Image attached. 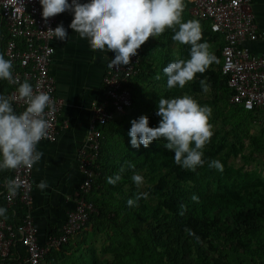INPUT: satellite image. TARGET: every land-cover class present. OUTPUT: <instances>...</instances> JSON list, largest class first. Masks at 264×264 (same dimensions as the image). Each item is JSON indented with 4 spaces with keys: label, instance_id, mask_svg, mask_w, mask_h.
<instances>
[{
    "label": "trees",
    "instance_id": "trees-1",
    "mask_svg": "<svg viewBox=\"0 0 264 264\" xmlns=\"http://www.w3.org/2000/svg\"><path fill=\"white\" fill-rule=\"evenodd\" d=\"M188 8L187 3L183 20L194 19ZM198 21L201 42L209 44L218 62L197 73L183 89L167 88L162 69L179 59L174 55L179 44L171 40L172 30L166 28L139 51V73L125 85L131 92V108L115 114L104 125H96L102 137L93 168L96 176L86 197L96 213L89 217L86 227L91 228L90 238L103 235L104 245L98 252L89 238L77 247L70 241L46 255L40 264H264V179L255 171L230 163L245 147L249 157L264 154V130L260 125L256 134L250 135L248 128L258 122V113L230 105L233 92L228 77L221 72L224 39L211 31L208 22ZM0 33L2 46L13 39L2 25ZM179 46L181 57L187 59L188 46ZM205 78L210 86L207 93L199 83ZM17 87L0 81V94L10 95ZM183 94L212 110L209 123L213 135L203 148L205 163L194 171L173 162V153L163 147V138L147 148L134 149L127 135L130 122L142 115L148 117L149 127L157 125L155 112L160 97ZM210 160L219 161L222 171L209 167ZM11 171H0V179ZM133 173L143 177L139 186L131 179ZM116 174L121 179L108 184L106 178ZM139 193H147V197L128 206L127 200ZM0 207L5 208L2 197ZM5 209V214L13 212ZM14 209L19 216L25 210L21 205ZM24 255V248L18 245L3 264H12Z\"/></svg>",
    "mask_w": 264,
    "mask_h": 264
},
{
    "label": "clouds",
    "instance_id": "clouds-1",
    "mask_svg": "<svg viewBox=\"0 0 264 264\" xmlns=\"http://www.w3.org/2000/svg\"><path fill=\"white\" fill-rule=\"evenodd\" d=\"M38 3L45 21L70 12L72 19L68 28L79 38L86 39L93 51L113 53V58L107 60L111 69L119 70L128 65L130 57L137 55V49L149 37L155 40L166 28L171 29V40L188 46V58L176 59L163 67L169 89H183L197 73H204L211 64L218 62L209 44L201 42L200 22L182 19L184 0H38ZM42 32L50 39L66 41L68 38L62 24ZM53 52L54 48L47 49L48 54ZM0 81L17 84L16 99L25 105L24 110L17 113L12 105L13 97L0 94V171L22 166L31 168L43 156L37 145L48 135L49 122L44 118V110L50 107L51 98L47 92H35L28 81L20 82L14 77L12 62L3 54H0ZM199 83L202 92H209L206 78ZM211 111L188 94L160 97L155 112L159 117L157 125L149 127L148 117L143 115L133 119L127 133L129 144L134 149L147 148L152 141L163 138L166 141L163 147L173 153V162L194 171L205 163L203 148L213 135L209 123ZM208 166L222 171V164L217 160H210ZM132 167L129 164V168ZM120 179L121 176L116 174L107 177L106 182L114 185ZM131 179L138 186L143 183L140 174L133 173ZM4 185L10 194H15L20 187L17 179L5 178ZM36 187L43 190L48 185L41 180ZM141 197L146 198L147 193H139L126 203L133 206ZM5 213L6 209L0 207V217L6 219Z\"/></svg>",
    "mask_w": 264,
    "mask_h": 264
},
{
    "label": "built area",
    "instance_id": "built-area-1",
    "mask_svg": "<svg viewBox=\"0 0 264 264\" xmlns=\"http://www.w3.org/2000/svg\"><path fill=\"white\" fill-rule=\"evenodd\" d=\"M187 1L191 5L190 15L196 20L208 22L211 31L224 39L221 72L228 77V86L233 92L230 105L258 113L264 130V52L254 54L249 48V44L258 39L251 0ZM59 15L46 21L42 19L38 0H0V25L13 38L2 46L3 34L0 33V49L5 59L12 62L13 76L20 82L28 81L35 92H47L51 98L50 107L44 110V118L49 122L48 135L40 142L54 143L58 136L60 101L54 97L55 82L49 70L53 53H47L53 39L42 31L49 27L55 28ZM151 40L149 37L137 49V55L130 57L129 64L121 66L119 70L109 68L107 63L102 78L103 97L91 104L85 144L78 152L77 165L83 180L73 201L74 208L68 213L58 235H48L43 243L38 239L30 213L33 205L34 165L31 168L22 166L12 169L7 178L17 179L20 183L15 194H10L4 185L5 179H0V197L4 199L5 208L13 210L14 206L21 205L26 210L18 223L0 217V263L3 264L5 259L12 256V249L21 245L25 255L17 257L12 264H40L46 255L58 251L86 229L89 217L96 213L94 205L86 199L96 176L93 168L102 137L96 125H104L115 114H123L131 108V92L125 85L139 73V51L148 46ZM112 58L113 53L109 60ZM9 96L13 97L14 109L18 113L23 111L25 105L22 100L16 99L15 89ZM64 126L67 127L66 124Z\"/></svg>",
    "mask_w": 264,
    "mask_h": 264
},
{
    "label": "crops",
    "instance_id": "crops-1",
    "mask_svg": "<svg viewBox=\"0 0 264 264\" xmlns=\"http://www.w3.org/2000/svg\"><path fill=\"white\" fill-rule=\"evenodd\" d=\"M251 7L258 39L250 43L249 48L252 53L260 54L264 52V0H251ZM71 19L70 12L59 15L57 24L64 26L68 38L66 41H51L54 52L49 70L55 82L54 97L60 101L58 136L54 143L43 141L37 145L43 156L33 169V205L30 213L40 243L48 235L60 233L68 213L74 208L73 201L83 180L77 165L78 152L85 144L91 104L103 97L102 78L111 54L93 51L86 39L79 38L68 28ZM254 124L260 126V119L252 122ZM41 180L48 185L43 190L36 187ZM14 208L5 216L9 222L18 223L26 210L19 216ZM90 229L86 227L72 238L71 245L77 247L78 243L89 238ZM70 254L67 253L68 256Z\"/></svg>",
    "mask_w": 264,
    "mask_h": 264
},
{
    "label": "rangeland",
    "instance_id": "rangeland-1",
    "mask_svg": "<svg viewBox=\"0 0 264 264\" xmlns=\"http://www.w3.org/2000/svg\"><path fill=\"white\" fill-rule=\"evenodd\" d=\"M187 3L189 4L188 12L190 11L191 5L187 0H184L185 8L187 6ZM174 55L178 58H182L180 54V46L176 45L174 47ZM249 134L254 135L256 134V131L259 130L258 124H250L249 128ZM247 145V144H246ZM243 155V158H242ZM231 164L234 166H244L245 169L249 171H255L257 172L263 179H264V154H254L252 157L248 156V147H245L241 152L240 155L237 158H234L230 161ZM90 234V233H89ZM93 235V234H92ZM90 239V241H89ZM88 241L91 242L92 240L95 242L96 250L101 249L102 245H104V236L103 235H97L95 234L91 238L89 237ZM104 256V255H103ZM102 258V256L100 257Z\"/></svg>",
    "mask_w": 264,
    "mask_h": 264
}]
</instances>
